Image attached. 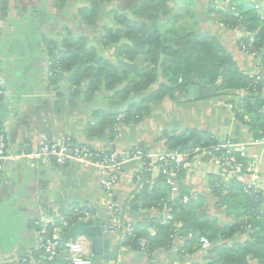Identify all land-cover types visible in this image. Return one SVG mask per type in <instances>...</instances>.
Returning a JSON list of instances; mask_svg holds the SVG:
<instances>
[{"label": "crops", "instance_id": "1", "mask_svg": "<svg viewBox=\"0 0 264 264\" xmlns=\"http://www.w3.org/2000/svg\"><path fill=\"white\" fill-rule=\"evenodd\" d=\"M252 1L262 14L258 0ZM191 2L189 10L198 15L202 28L217 38L237 67L246 74L256 72V60L238 46L239 32L221 26L215 16L206 13L209 2L224 10L223 0ZM84 4V0H0V83L5 91L0 123L7 130L11 152L19 154L18 159L0 165V264H18L24 257L34 264H62L59 255L53 262L46 261L34 223L41 217L57 218L72 205L81 204H91L96 222L104 224L106 258L97 255L93 259L89 240L86 245L85 251L93 264H202L206 249H202L200 238L187 246V238L176 234L167 246L148 250L138 241L124 244L125 233L109 227L111 204L120 209L126 222L148 221V228L142 225L151 234L155 232L154 220L165 214L163 210L143 209L139 201L133 200L135 186L131 179L139 162L126 163L120 179L106 192L96 167L75 161L35 165L29 157L44 138L53 140L64 135L95 150L121 151L139 146L150 153L167 150L166 134H210L215 139L231 137L242 143L252 140L254 144H248L246 156L240 158L242 175L237 181H251L260 187L264 211V151L255 143L264 137L253 138L235 115L233 95L218 91L214 85L215 94L194 98L191 87L173 98L164 97L150 104L145 114L134 116L118 132L111 133L98 130L101 124L98 111L120 110L129 104L124 105L125 102L102 89L86 98L85 83L78 88L70 86L68 74L60 68L50 76L47 42L60 46L67 33L75 39H85L98 56L118 61L115 46L101 43L103 27H115L110 15L112 6L101 5L95 22L88 24L79 13ZM243 120L249 121L247 115ZM157 176L153 169L152 180ZM214 178L222 183L231 181L222 169L207 162L185 167L180 181L182 197L192 202L195 215L216 221L208 233L214 234L218 241L221 228L247 220L248 201L242 194L228 193L226 188L216 195L214 191L219 188L210 185ZM136 203L138 209L133 207ZM250 230L249 225L229 242H243L249 238Z\"/></svg>", "mask_w": 264, "mask_h": 264}, {"label": "trees", "instance_id": "2", "mask_svg": "<svg viewBox=\"0 0 264 264\" xmlns=\"http://www.w3.org/2000/svg\"><path fill=\"white\" fill-rule=\"evenodd\" d=\"M84 2L79 13L88 24L95 22L101 5L112 6L110 15L115 27H103L101 43L104 46H115L118 61L113 62L98 56L95 48L89 46L85 39H75L69 33L63 37L60 46L51 41L47 42V51L50 70L58 66L68 74V84L75 88L85 83L86 98L100 89L111 93L122 102L134 96V102L124 109L98 111L97 115L101 118L98 130L115 133L116 125L134 119L136 115L142 116L150 104L159 102L164 97L173 98L176 93L186 92L193 82L207 80L210 85H217L218 91L234 96L231 101L234 113L247 126L252 137H264V111L261 109L264 107V0H258L263 8L262 14L254 7L256 2L252 0H228V7L233 6L237 16L228 9H216L212 2L206 8L207 15L215 16L221 26L232 30L244 28L245 31L253 33L251 46L257 51L256 58L262 75L255 90L249 87L252 80L250 74L237 67L233 57L225 51L217 38L202 28L199 19L195 18L196 23L191 24L189 19L193 13L189 10L187 0ZM175 10L185 12H179L176 18L187 27L192 25L194 30L176 36L169 29L161 28L173 17ZM240 40L248 43L246 36H242ZM120 114L123 117L118 120ZM244 115L249 118L248 122L243 120ZM213 141L210 134H166L167 150L186 151L198 145H209ZM237 161L242 160L238 158ZM182 174L183 170L174 179L178 188L176 194H173L172 186L166 183L162 174H158L153 180L150 178L149 184L142 183L135 187L133 200L139 201L143 209L163 210L165 206L170 208V218H165V214L156 218L154 234L149 233L140 222L131 223L134 236L125 233L123 243L130 245L143 239L144 246L151 250L167 246L176 234L187 238V246L205 236L211 246L206 249L202 264H264L262 197L254 202L243 193L242 183L237 180L222 183L214 191L216 195H220L219 191L223 188L231 194H242L248 201V216L246 221H238L221 228L220 240L216 241V236L208 233L216 221L207 216H196L190 200L182 202ZM143 175L149 179V174ZM74 206L77 205L71 207ZM257 209H262L263 212L259 214ZM249 225L251 230L248 239L237 243L229 242L234 234ZM68 231L69 227L63 229L62 238ZM47 233L51 234L50 227Z\"/></svg>", "mask_w": 264, "mask_h": 264}, {"label": "built area", "instance_id": "3", "mask_svg": "<svg viewBox=\"0 0 264 264\" xmlns=\"http://www.w3.org/2000/svg\"><path fill=\"white\" fill-rule=\"evenodd\" d=\"M224 9H228L235 16L237 12L233 6L228 7V0L223 1ZM239 32L238 46L243 52L256 60V72L250 74L251 82L249 87L252 90L257 88L259 81L262 79L260 74L259 61L256 58L257 51L251 46L253 40V33L236 29ZM242 36L248 37V43L245 44L240 38ZM59 67L56 66L50 70V74L56 73ZM5 95L4 87L0 83V104L3 96ZM123 114L118 115V120H121ZM120 123L115 126V133L119 131ZM213 143L209 145H198L186 151L166 150L160 153H150L142 147L134 146L121 151L112 149L95 150L86 144L76 143L70 136H59L53 140H46L40 147L32 152L29 157L35 165L47 164L53 161L57 165H64L69 161L78 162L84 166L96 167L102 177L100 184L104 191L108 192L112 189L113 185L120 179L123 166L131 161L139 162V166L135 169L132 175V183L135 187L141 186L142 183H150L151 171L155 169L158 174H162L166 183L172 186L173 194H176L178 188L174 184V179L177 174L184 170L185 167H198L203 163H211L216 167L222 169L231 180L241 179L242 169L241 163L237 161L238 158L246 156L247 146L254 142L242 143L236 141L231 137H223L220 139L213 138ZM258 143L262 146L264 151V139L259 140ZM19 154H13L7 139V130L0 123V165L7 161L18 159ZM149 174L144 178L143 174ZM240 181V180H239ZM227 183V182H223ZM210 185L213 189H218L222 182L217 178L211 180ZM243 193L256 202L263 193L260 187L251 182H242ZM187 200L182 197V202ZM155 209V208H153ZM165 218H170V208L163 207ZM257 212L262 213V209H257ZM109 213V227L115 231H123L124 233L134 236L133 226L130 222L122 219L120 209L111 204L108 208ZM97 215L91 206L81 204L74 207H69L67 212L57 218H39L34 224L37 228V234L41 239V247L45 252V259L47 262H53L59 255L62 258V264H93L92 258L85 251L88 239L84 236H78L75 239L64 241L62 238L63 229L69 227L77 221H96ZM51 228V234L48 235V228ZM200 244L202 249H207L210 246V241L206 237H200ZM142 246L145 242L143 239L138 241ZM18 264H34L26 257L19 259Z\"/></svg>", "mask_w": 264, "mask_h": 264}, {"label": "water", "instance_id": "4", "mask_svg": "<svg viewBox=\"0 0 264 264\" xmlns=\"http://www.w3.org/2000/svg\"><path fill=\"white\" fill-rule=\"evenodd\" d=\"M192 92L194 98L209 96L216 93V86L210 85L207 80H202L199 82H193L191 84ZM134 101V96H130L124 103V105H128ZM264 111V107L262 108ZM135 209L137 208V203L133 206ZM142 224L145 227H149L148 221L143 220ZM104 224L88 220V221H77L72 224L67 234L64 236V241H69L75 239L78 236H84L89 240L90 254L92 258H96L97 255L103 256L106 258L107 255V241L106 235L103 230Z\"/></svg>", "mask_w": 264, "mask_h": 264}, {"label": "rangeland", "instance_id": "5", "mask_svg": "<svg viewBox=\"0 0 264 264\" xmlns=\"http://www.w3.org/2000/svg\"><path fill=\"white\" fill-rule=\"evenodd\" d=\"M187 2H188V5H191V0H187ZM179 12L180 13H185V12H183V11H178V10H175L174 11V15H173V17L169 20V22H165L162 26H161V28L164 30V29H169L170 31H172L176 36H180V35H182V34H184V33H186V32H188V31H192V30H194V28H193V22H195L196 23V20L198 19V15L197 14H195L194 16H193V14H192V16H191V19H189L190 21H191V24L192 25H190L189 27H187L186 26V24L183 22V21H181V20H178L176 17H178V15H179ZM181 17H183V16H181ZM195 18H196V20H195ZM173 20H176V21H174L173 22Z\"/></svg>", "mask_w": 264, "mask_h": 264}]
</instances>
